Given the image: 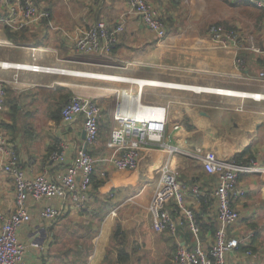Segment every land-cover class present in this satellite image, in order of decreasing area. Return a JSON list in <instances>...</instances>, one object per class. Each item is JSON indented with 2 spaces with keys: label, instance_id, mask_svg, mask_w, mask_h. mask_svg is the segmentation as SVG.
<instances>
[{
  "label": "crops",
  "instance_id": "obj_1",
  "mask_svg": "<svg viewBox=\"0 0 264 264\" xmlns=\"http://www.w3.org/2000/svg\"><path fill=\"white\" fill-rule=\"evenodd\" d=\"M149 1L167 23L168 34L163 39L129 12L126 0H64L65 7L56 0H37L42 9L50 12L53 25L47 19L22 29L0 24V59L57 65L78 72L46 73L0 66V84L6 91L5 133L28 178L45 173L60 182L59 175L73 164L78 150L85 145L83 117L67 124L60 113L63 105L56 107L73 98H91L101 105L99 138L87 149L95 157L109 155L107 142L115 124V93L122 88L136 90L135 85L115 79L136 80L140 84L147 79L186 83L182 84L185 89H143L144 101L167 107L166 141L187 148L200 145L221 158L238 157L243 162L254 158L264 167V98L202 90L205 86L223 87L217 89L264 94V7L250 0ZM98 20L111 26L124 23L111 56L79 51L63 31L87 27ZM213 23L237 28L246 46L260 50L244 45L220 46L209 32ZM9 32L16 36L11 37ZM53 34H57L59 43ZM237 58L242 59L241 65ZM79 77L112 81L121 88L81 81ZM151 113L145 111L144 115ZM56 149L62 151L64 160L50 158ZM4 163L5 155L0 151V211L9 214L17 207L16 186L13 176L4 171ZM165 168L176 173L184 188L185 207L192 211L198 231L192 229L187 212L172 200L166 208L174 230H155L148 209L149 226L127 222L122 225L137 229L135 236H115L116 216L124 202L113 203L122 187L133 185L131 196L147 195L150 191L151 200ZM238 180L245 195L234 203L240 219L229 232L248 238L242 247L227 253V264H264L255 253L257 239L246 231L259 218L258 214L264 213V173L241 172ZM217 182L218 175L208 173L200 160L180 152L171 154L157 145L145 147L133 170H118L109 162H100L84 207L59 198L38 202L27 197L25 206L32 217L17 230L26 245V264H170L179 244L194 247L200 242L209 248L219 226L213 195ZM109 193L116 196L110 205ZM46 205L63 206V215L55 220L44 217L42 209ZM114 209L117 211L112 216ZM121 244L123 252L119 254ZM248 250L253 253L248 254Z\"/></svg>",
  "mask_w": 264,
  "mask_h": 264
},
{
  "label": "built area",
  "instance_id": "obj_2",
  "mask_svg": "<svg viewBox=\"0 0 264 264\" xmlns=\"http://www.w3.org/2000/svg\"><path fill=\"white\" fill-rule=\"evenodd\" d=\"M250 1L264 7V0ZM126 2L130 8L129 12L139 16L149 30L161 39L167 36V23L149 0H126ZM44 19L49 20L53 25L50 21V12L42 9L37 0H0V24L8 28H27ZM124 28L123 22L111 26L104 20H98L87 27H78L73 32L66 31V29L63 31L79 51L111 56ZM209 32L220 46L237 45L240 47L244 45L249 49L260 50L253 45L246 46L243 43L242 34L235 27L225 28L218 23H213L209 27ZM237 63L241 65L242 59L237 58ZM0 66L35 72L78 74L74 68L27 61L0 59ZM261 75L264 77V72H261ZM148 80L150 79L142 81L143 84L136 80H134L135 83L123 79L113 80L130 86L135 85L136 90L130 87L122 88L117 92L113 112L115 124L107 142L111 150L108 156L95 157L87 149L96 144L99 138L101 105L94 99L85 97L73 98L63 104L61 115L67 124H73L83 117L85 145L78 150L73 164L59 175L60 182L54 181L45 173L33 178L25 175L20 156L5 133L3 117L6 91L3 84H0V151L5 155L4 171L13 176L15 180L17 201V207L13 212L6 214L0 211V264H26V245L19 239L17 230L32 217L25 206L28 196L38 202L59 198L62 202L69 200L77 207H84L86 193L92 184L98 163L109 162L118 170H133L138 166L145 147L155 145L167 149L171 154L180 152L190 158L198 159L208 173L218 175L213 195L217 200L219 226L215 232L213 244L209 248H205L200 242H197L194 247L179 244L170 264H227V253L240 248L248 237L231 235L229 232V228L240 219V212L234 203L239 197L245 195V191L238 185V179L241 172L264 173V167L258 165L254 158L246 162H237L233 159L221 158L217 152L200 145L187 148L167 142L165 138L167 107L163 104L144 101L143 89L146 86L185 89L175 84L186 83L168 80L149 82ZM217 88L222 87L210 89L218 90L217 92L221 94L264 98V94L261 93L230 88L229 92H223L222 89ZM202 90H208V88ZM145 111H151L153 115L146 117ZM50 158L61 161L64 160V155L62 151L56 149L50 153ZM185 196V190L179 183L176 173L165 168L159 176L148 206L155 230L162 231L167 228L174 230L175 224L166 208L173 200L179 208L187 212L192 229L198 231L192 211L185 207ZM116 211L117 209H114L112 213ZM63 213V206L46 205L42 209V215L53 220L60 218ZM247 253L252 254L253 252L248 250Z\"/></svg>",
  "mask_w": 264,
  "mask_h": 264
},
{
  "label": "rangeland",
  "instance_id": "obj_3",
  "mask_svg": "<svg viewBox=\"0 0 264 264\" xmlns=\"http://www.w3.org/2000/svg\"><path fill=\"white\" fill-rule=\"evenodd\" d=\"M57 2H59L61 4L62 7H65L64 0H56ZM69 32H73L74 30L70 31V30H66ZM59 32V31H58ZM38 33V31H37ZM40 33V31H39ZM53 38H58L57 34H53ZM47 41V40H46ZM45 40H43V42L46 43ZM60 42V39L58 38V43ZM99 71H103V70H99ZM108 72V71H105ZM112 72V71H109ZM115 73V72H112ZM134 76V75H132ZM79 79L81 81H94L97 82L98 85H103L106 87H110L113 89H120L121 87L118 86V84L113 83L112 81H101L98 79H86V78H81L79 77ZM119 87V88H118ZM116 94V98H117V93ZM68 101V100H67ZM61 105H63L62 103H58L56 105L57 109L61 107ZM42 119V118H40ZM134 190L133 185H129V186H123L122 187V193H120L116 199L114 197H111L110 193H109V205L110 203H113L112 198H114V203L113 204H118V202H124V205L121 208V211L119 212V214L116 216L117 220V229L119 228V235H121L123 233V235H128L129 238H132L133 236H135V234L137 233V229H133L131 225H122V224H126L127 222H136V223H141V224H146V225H150V220H149V215H148V204H149V200H150V191L148 192V194H143V195H139V196H131L132 191ZM108 199V198H106ZM116 202V203H115ZM258 213V212H257ZM112 216L113 215L112 211H111ZM259 218L252 221L249 226L246 228L247 233H249L250 235L252 234V238L255 237L257 239L256 243H255V249L257 253V257L259 259V261L264 262V213L262 214H258ZM121 224V225H119ZM131 227V228H129ZM117 231V230H115ZM114 231V233H115ZM117 239V238H116ZM252 242V241H251Z\"/></svg>",
  "mask_w": 264,
  "mask_h": 264
},
{
  "label": "trees",
  "instance_id": "obj_4",
  "mask_svg": "<svg viewBox=\"0 0 264 264\" xmlns=\"http://www.w3.org/2000/svg\"><path fill=\"white\" fill-rule=\"evenodd\" d=\"M9 35H10L11 37L16 36V34H15V33H12V32H9ZM61 109H62V107L60 108V113H61ZM61 117H62V115H61ZM3 125H4V128H6V124H5L4 119H3ZM250 157H252V156H250ZM235 160L238 161V162L242 161V160H240V158H238V157H236ZM239 160H240V161H239ZM248 160H249V159H248ZM92 184H94V177H93ZM116 230H117V231H115V236L120 237L121 235H119V228L116 229ZM120 239H121V238H120ZM242 245H243V244H241L240 247H242ZM122 252H123V247H122V244H121V247H120V250H119V254H122Z\"/></svg>",
  "mask_w": 264,
  "mask_h": 264
},
{
  "label": "bare ground",
  "instance_id": "obj_5",
  "mask_svg": "<svg viewBox=\"0 0 264 264\" xmlns=\"http://www.w3.org/2000/svg\"><path fill=\"white\" fill-rule=\"evenodd\" d=\"M175 85H177V86H179V87H182V88H185V87H183L182 86V84H175ZM201 86V85H200ZM204 88H208V89H210V88H212V87H204ZM223 88V87H222ZM211 90V89H210ZM153 115V113H151L150 115H147L146 117H148V116H152Z\"/></svg>",
  "mask_w": 264,
  "mask_h": 264
}]
</instances>
